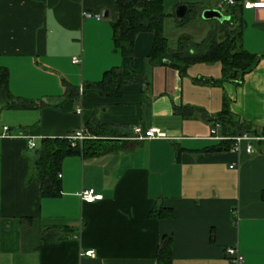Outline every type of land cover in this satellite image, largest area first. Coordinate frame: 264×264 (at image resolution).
Instances as JSON below:
<instances>
[{
  "label": "crops",
  "instance_id": "crops-1",
  "mask_svg": "<svg viewBox=\"0 0 264 264\" xmlns=\"http://www.w3.org/2000/svg\"><path fill=\"white\" fill-rule=\"evenodd\" d=\"M162 2L170 49L179 37L171 44L168 24L185 27L216 8L212 0H172L168 11ZM181 3L190 20L177 25ZM119 16L117 0H0V67L8 73L5 90L0 81V264H157L164 236L170 264H235L227 247L242 255L241 264H264V151L255 141L250 154L209 149L229 138L218 120L224 111L264 127L263 10L242 12L240 45L255 59L240 82L218 61L181 70L153 63V34L140 31L132 42L139 79L117 95L84 90L122 66L112 31ZM212 28L184 35L200 43ZM80 125L94 153L64 157L60 195L42 197L32 169L41 139L66 137ZM4 126L8 136H1ZM134 128L164 136L137 139ZM90 188L101 199L82 201L79 192ZM158 207L171 215L151 216ZM85 250L94 256L80 255Z\"/></svg>",
  "mask_w": 264,
  "mask_h": 264
},
{
  "label": "trees",
  "instance_id": "trees-1",
  "mask_svg": "<svg viewBox=\"0 0 264 264\" xmlns=\"http://www.w3.org/2000/svg\"><path fill=\"white\" fill-rule=\"evenodd\" d=\"M120 11L119 19L112 23L114 48L120 50L122 55L121 68H112L104 72L102 78L84 86V90H94L108 96L117 95L122 85L132 80L139 79L141 67L139 58L132 54V42L140 31H149L153 34V45L149 54L153 63L167 62L172 67L181 70L188 65L201 61H218L222 65L224 75L240 82L243 75L250 71L254 65L255 56L244 50L240 45L243 29L241 3L226 7L223 14L228 20L217 21L200 43H194L188 36H180L177 47L170 49L163 33V19L168 14L164 12L162 0H117ZM190 20L187 16L177 25H183ZM0 81L4 90L7 86L8 73L0 67ZM77 96L76 93H70ZM218 120L228 136L226 140L219 141L218 145L209 149L229 150L233 145L232 137L247 134L251 137H264V127L244 121L234 120L229 112H222ZM89 128L95 133H108L100 125ZM94 128H93V127ZM105 135V134H104ZM94 141L84 140L80 145L71 146L66 137H47L40 141L37 147V158L33 163V175L40 182L42 197H57L60 195V179L58 174L62 159L69 155H87L94 153ZM258 152L264 151V139L255 141ZM264 198V192H263ZM171 215L170 210L162 207L151 210L150 215L161 217ZM172 258L171 239L164 236L157 251V264H170Z\"/></svg>",
  "mask_w": 264,
  "mask_h": 264
},
{
  "label": "built area",
  "instance_id": "built-area-1",
  "mask_svg": "<svg viewBox=\"0 0 264 264\" xmlns=\"http://www.w3.org/2000/svg\"><path fill=\"white\" fill-rule=\"evenodd\" d=\"M215 7L218 8L220 11H224L226 7L232 6L235 3H241L243 8H253V9H261L264 12V0H212ZM82 15L86 18L94 17L96 19H100L101 15L100 14H92L90 12H83ZM72 61L74 63H79L80 60L77 57H73ZM77 113L81 112L80 108L76 109ZM219 127V123L215 122L213 124V128H211V137L210 138H215L213 136L215 134L216 128ZM135 136L137 139H143V138H158V137H163L164 133L160 132L157 128H149L146 130H142L140 128H134L133 130ZM1 136H8V127L4 126L2 130ZM66 138L69 140L71 146H76L77 144H81L84 140L92 138L90 136V133L88 130L83 126L80 125L79 127L75 128L73 132L68 134ZM219 138V137H218ZM234 140L233 145L231 146L230 150L233 152L240 153L242 150L247 153H254L255 148L252 145V141H256L257 139H264V137H251L247 134H242V135H237L232 138ZM35 143L33 140L28 141V147H34ZM58 177H60V173L58 174ZM79 196L82 199V201L86 203L93 202L95 200L101 199L102 195L97 194L94 192L93 189H84L81 192H79ZM226 252L230 255L233 256L232 261L235 264H241L243 262V257L242 255L237 251L235 247H227ZM80 255L84 256H94V251L93 250H85L82 252Z\"/></svg>",
  "mask_w": 264,
  "mask_h": 264
},
{
  "label": "rangeland",
  "instance_id": "rangeland-1",
  "mask_svg": "<svg viewBox=\"0 0 264 264\" xmlns=\"http://www.w3.org/2000/svg\"><path fill=\"white\" fill-rule=\"evenodd\" d=\"M171 2H172V0H168V2H166L165 8L168 11L169 10L173 11L174 6L172 4L173 2L172 3ZM194 13H195V8L192 11L190 16L194 15ZM217 23L218 22L214 19H209V20L202 19V17L199 14H197V15H194L192 17L191 21L189 23H187L185 25V27L176 28V27H173V26L168 24L166 29H165V33H167V37L170 39V42L172 44L176 38H178L180 36H186V35H184L186 33H190L192 35V37H200L201 32L204 29L216 26Z\"/></svg>",
  "mask_w": 264,
  "mask_h": 264
},
{
  "label": "water",
  "instance_id": "water-1",
  "mask_svg": "<svg viewBox=\"0 0 264 264\" xmlns=\"http://www.w3.org/2000/svg\"><path fill=\"white\" fill-rule=\"evenodd\" d=\"M189 9L190 8L187 4L184 3L178 4L174 10V15L177 21H181L185 19L189 13ZM200 16L202 17V19L205 20L214 19L217 21H223L229 19L227 15H224L222 11L216 8H206L201 12Z\"/></svg>",
  "mask_w": 264,
  "mask_h": 264
}]
</instances>
